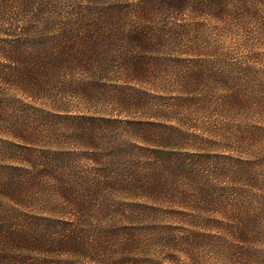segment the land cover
Masks as SVG:
<instances>
[{"label": "trees", "instance_id": "16d2710c", "mask_svg": "<svg viewBox=\"0 0 264 264\" xmlns=\"http://www.w3.org/2000/svg\"><path fill=\"white\" fill-rule=\"evenodd\" d=\"M0 264H264V0H0Z\"/></svg>", "mask_w": 264, "mask_h": 264}]
</instances>
